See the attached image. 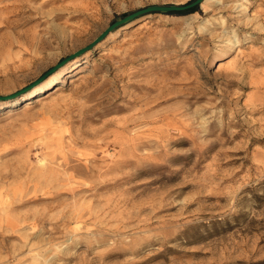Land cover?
<instances>
[{"label": "rangeland", "instance_id": "obj_1", "mask_svg": "<svg viewBox=\"0 0 264 264\" xmlns=\"http://www.w3.org/2000/svg\"><path fill=\"white\" fill-rule=\"evenodd\" d=\"M192 1L0 0V97ZM204 2L0 101V264H264V0Z\"/></svg>", "mask_w": 264, "mask_h": 264}, {"label": "water", "instance_id": "obj_2", "mask_svg": "<svg viewBox=\"0 0 264 264\" xmlns=\"http://www.w3.org/2000/svg\"><path fill=\"white\" fill-rule=\"evenodd\" d=\"M203 1L204 0H193L192 2H190V3L186 4V5H183V6H173V5H169V6H149V7L140 9L138 11H135V12H133V13H131V14L119 19V20H116L115 22L110 24L99 36H97L86 47L78 50L77 52H75V53L69 55L68 57L64 58L63 60H61L58 64H56L54 67H52L47 72H45L42 76H40L36 81H34L33 83L29 84L28 86H26L22 90H20L18 92H15V93H13L11 95L5 96V97H0V101L11 100V99L15 98L16 96L26 92L27 90H30L36 84H38L39 82L44 80L46 77H48L50 74L55 72L57 69L62 67L64 64H66L70 60H72V59L80 56L81 54L89 51L90 49H92L99 42H101L110 32H112L116 28L122 27V26L132 22L133 20H135V19H137V18H139L141 16H144V15H147V14H151V13L170 14V13L186 12V11L192 10V9L196 8L197 6L201 5Z\"/></svg>", "mask_w": 264, "mask_h": 264}, {"label": "bare ground", "instance_id": "obj_3", "mask_svg": "<svg viewBox=\"0 0 264 264\" xmlns=\"http://www.w3.org/2000/svg\"><path fill=\"white\" fill-rule=\"evenodd\" d=\"M205 1V0H204ZM203 1V2H204ZM209 1H211V0H209ZM202 2V3H203ZM51 4V2H49V3H45V4H43V7H45V6H47V5H50ZM204 4H205V2H204ZM201 6H203V4L201 5ZM210 7V6H209ZM206 11V10H205ZM62 15V14H61ZM55 18L57 19V18H59V19H61L62 18V16H60V15H56L55 16ZM36 47V46H35ZM32 54V53H31ZM39 63V62H38ZM46 86H48L49 87V84L48 85H46ZM48 87H47V89H48ZM30 97V93L28 92L27 94H26V98H29ZM120 155V154H119ZM77 225V224H76Z\"/></svg>", "mask_w": 264, "mask_h": 264}]
</instances>
